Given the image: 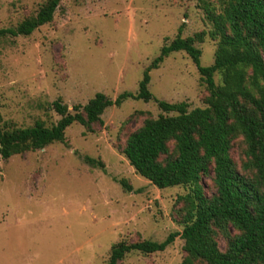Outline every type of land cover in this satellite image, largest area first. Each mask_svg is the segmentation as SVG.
<instances>
[{"label":"rangeland","instance_id":"rangeland-1","mask_svg":"<svg viewBox=\"0 0 264 264\" xmlns=\"http://www.w3.org/2000/svg\"><path fill=\"white\" fill-rule=\"evenodd\" d=\"M45 1L0 0V30L34 16ZM208 8L218 13L220 5L217 0H61L52 21L30 36L0 37L1 125L24 129L41 121L51 127L59 120L51 108L55 101L71 112L97 93L111 100L123 92L135 95L144 70L177 36L204 32L195 47L201 66H211L217 40L208 35L213 30ZM149 76L155 100L186 103L189 111L205 107V85L184 52L170 54ZM161 114L154 100L129 99L107 108L102 125L88 130L72 124L63 143L0 158V264H108L115 244L160 243L181 233L178 197L187 190L157 189L122 154L128 135L144 119ZM243 151L241 138L235 139L230 156L237 168L245 161ZM84 157L103 168L85 164ZM200 184L206 195L213 193L209 177ZM228 236L217 238L221 251ZM183 245L176 237L163 252H130L119 264H181Z\"/></svg>","mask_w":264,"mask_h":264},{"label":"trees","instance_id":"trees-1","mask_svg":"<svg viewBox=\"0 0 264 264\" xmlns=\"http://www.w3.org/2000/svg\"><path fill=\"white\" fill-rule=\"evenodd\" d=\"M60 1L46 0L34 16L15 28L0 30V37L30 36L52 21ZM217 1L218 13L206 9L213 26L208 35L217 40L211 66H201V52L195 47L203 42L204 32L185 39L177 36L144 70L135 95L123 92L111 100L97 93L71 112L55 101L51 108L59 120L51 127L36 121L28 128L8 129L0 119V158L7 160L63 143L64 131L72 124L88 130L102 125L103 112L126 100L155 101L163 114L144 119L126 138L122 154L135 173L157 189L187 190L178 197L183 205L182 231L170 233L160 243L115 244L108 264H119L130 252H163L176 237L184 242L181 264H264V0ZM177 52L190 58L205 85L204 108L189 111L186 103L155 100L148 90L149 72ZM237 138L244 144L245 161L240 168L230 156ZM83 161L103 168L101 162L88 157ZM202 177L210 178L212 194L204 193ZM120 183L125 191H131L125 181ZM228 228L233 231L231 236ZM219 234L228 236L224 251L218 247Z\"/></svg>","mask_w":264,"mask_h":264}]
</instances>
